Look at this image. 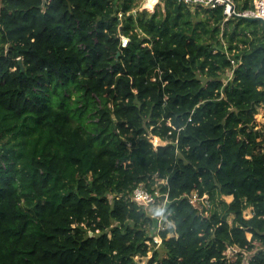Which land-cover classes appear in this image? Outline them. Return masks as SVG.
<instances>
[{"label": "trees", "instance_id": "1", "mask_svg": "<svg viewBox=\"0 0 264 264\" xmlns=\"http://www.w3.org/2000/svg\"><path fill=\"white\" fill-rule=\"evenodd\" d=\"M143 1L0 0V264H264V21Z\"/></svg>", "mask_w": 264, "mask_h": 264}, {"label": "built area", "instance_id": "2", "mask_svg": "<svg viewBox=\"0 0 264 264\" xmlns=\"http://www.w3.org/2000/svg\"><path fill=\"white\" fill-rule=\"evenodd\" d=\"M150 0H146V3ZM181 3H184L190 7H205V8H217L223 7V12L225 15V20L233 18L235 16L243 18H257L264 21V0H254V6L247 9H239L236 0H178ZM159 0H155L154 5L157 4ZM148 4V3H147ZM147 4L142 6L146 8ZM149 7V6H148ZM122 46L126 47L129 43V38L121 34ZM164 182V180H162ZM159 190L152 193L149 191L144 184H139L135 188L132 199L140 206H144L148 212L151 213L153 218L158 220L157 230L165 229L169 223L168 218L165 217V209L168 205V195L163 196ZM190 201L195 208L199 210L201 214H207V210L211 207V202L207 194L199 195L197 192H194L190 196ZM166 224V225H165ZM154 241L160 245L162 243V238L159 235H154ZM238 251L236 247L230 246L227 250V255L233 257L234 254Z\"/></svg>", "mask_w": 264, "mask_h": 264}, {"label": "rangeland", "instance_id": "3", "mask_svg": "<svg viewBox=\"0 0 264 264\" xmlns=\"http://www.w3.org/2000/svg\"><path fill=\"white\" fill-rule=\"evenodd\" d=\"M147 3H146V0H144L143 1V7ZM156 5L157 4H155V5L153 4L152 7L146 6V9H148L150 11H153L155 9ZM202 15H203V13H202ZM227 75H231V72H228ZM224 78L226 79V77H224ZM257 123H258V128L264 127V106L260 107V109H259V113L257 114ZM150 137H151V140L154 142L155 145H160V144H165L166 143L165 141L161 140V138H159L157 136H150ZM225 199L227 201H231L233 199V197L232 196H227V197H225ZM245 214H246V216H250L251 215L250 209H247L245 211ZM249 236H250V234H249ZM150 255H151V252H150ZM247 255H248V257L250 256L249 254H247ZM145 260L143 262H145Z\"/></svg>", "mask_w": 264, "mask_h": 264}, {"label": "bare ground", "instance_id": "4", "mask_svg": "<svg viewBox=\"0 0 264 264\" xmlns=\"http://www.w3.org/2000/svg\"><path fill=\"white\" fill-rule=\"evenodd\" d=\"M154 2H155V0H150V1L148 2L147 5H148L149 7H152V5L154 4Z\"/></svg>", "mask_w": 264, "mask_h": 264}, {"label": "water", "instance_id": "5", "mask_svg": "<svg viewBox=\"0 0 264 264\" xmlns=\"http://www.w3.org/2000/svg\"><path fill=\"white\" fill-rule=\"evenodd\" d=\"M249 20L254 21V20H261V19H257V18H249ZM20 64L22 65V61H20Z\"/></svg>", "mask_w": 264, "mask_h": 264}]
</instances>
